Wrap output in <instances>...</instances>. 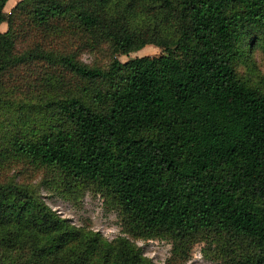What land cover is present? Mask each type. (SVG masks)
Returning a JSON list of instances; mask_svg holds the SVG:
<instances>
[{
    "label": "trees",
    "instance_id": "trees-1",
    "mask_svg": "<svg viewBox=\"0 0 264 264\" xmlns=\"http://www.w3.org/2000/svg\"><path fill=\"white\" fill-rule=\"evenodd\" d=\"M6 2L0 264H154L51 210L40 171L90 185L131 238L170 240L165 264L199 236L230 247L223 264H264V93L232 66L264 38V0ZM147 45L160 54L117 60Z\"/></svg>",
    "mask_w": 264,
    "mask_h": 264
},
{
    "label": "rangeland",
    "instance_id": "rangeland-1",
    "mask_svg": "<svg viewBox=\"0 0 264 264\" xmlns=\"http://www.w3.org/2000/svg\"><path fill=\"white\" fill-rule=\"evenodd\" d=\"M19 0H7L3 12L7 14ZM6 29L5 24L0 25V32ZM246 45H241L232 66L239 80L245 84L256 87L264 93V38L251 33ZM160 49L147 45L141 50L126 56L117 55L119 62L147 56L156 57ZM80 61L91 65L105 63V59L97 54L82 53ZM38 184L41 200L61 218L66 219L76 227L86 228L100 233L107 240L119 237L125 238L140 248L142 255L154 264H165L170 257L171 243L167 238H151L136 240L131 238L123 229L122 218L108 200L95 192L90 185H79L61 181L54 172H39L33 181ZM48 186H51L47 188ZM205 239H207L205 241ZM231 252L230 247L212 237L199 236L187 248V257L182 264H223L227 259L225 252ZM221 251V252H220Z\"/></svg>",
    "mask_w": 264,
    "mask_h": 264
}]
</instances>
